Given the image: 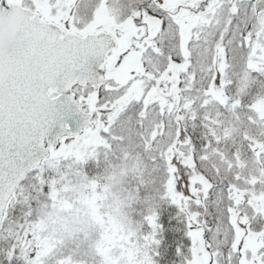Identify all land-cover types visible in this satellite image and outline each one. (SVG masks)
I'll use <instances>...</instances> for the list:
<instances>
[{
    "label": "snow or ice",
    "instance_id": "snow-or-ice-1",
    "mask_svg": "<svg viewBox=\"0 0 264 264\" xmlns=\"http://www.w3.org/2000/svg\"><path fill=\"white\" fill-rule=\"evenodd\" d=\"M0 264H264V0H0Z\"/></svg>",
    "mask_w": 264,
    "mask_h": 264
}]
</instances>
